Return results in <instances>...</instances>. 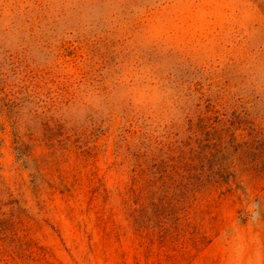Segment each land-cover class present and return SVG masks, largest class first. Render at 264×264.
Masks as SVG:
<instances>
[{
	"label": "rangeland",
	"instance_id": "rangeland-1",
	"mask_svg": "<svg viewBox=\"0 0 264 264\" xmlns=\"http://www.w3.org/2000/svg\"><path fill=\"white\" fill-rule=\"evenodd\" d=\"M0 264H264V0H0Z\"/></svg>",
	"mask_w": 264,
	"mask_h": 264
},
{
	"label": "trees",
	"instance_id": "trees-1",
	"mask_svg": "<svg viewBox=\"0 0 264 264\" xmlns=\"http://www.w3.org/2000/svg\"><path fill=\"white\" fill-rule=\"evenodd\" d=\"M15 151L18 161L24 165V167H27L28 163L30 162L28 154L25 153L21 146H16Z\"/></svg>",
	"mask_w": 264,
	"mask_h": 264
}]
</instances>
